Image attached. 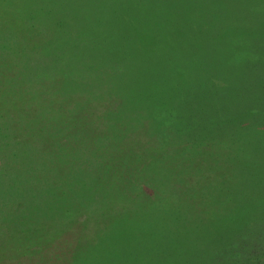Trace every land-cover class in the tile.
<instances>
[{"label": "rangeland", "instance_id": "rangeland-1", "mask_svg": "<svg viewBox=\"0 0 264 264\" xmlns=\"http://www.w3.org/2000/svg\"><path fill=\"white\" fill-rule=\"evenodd\" d=\"M0 264H264V0H0Z\"/></svg>", "mask_w": 264, "mask_h": 264}, {"label": "trees", "instance_id": "trees-1", "mask_svg": "<svg viewBox=\"0 0 264 264\" xmlns=\"http://www.w3.org/2000/svg\"><path fill=\"white\" fill-rule=\"evenodd\" d=\"M137 6H144V4H143V2H139L138 4H137ZM144 8H146V2H145V6H144ZM148 8V7H147ZM146 8V9H147ZM157 24H162L161 22L160 23H157ZM135 28H136V26H135V24L133 25V23H131L130 24V29H132V31H134L135 30ZM85 99H84V101L82 102V103H80V106L78 107V108H76L77 109V115L79 114V111H80V109L83 107V106H81L82 104H85V102H87L88 103V106H91V104H89V101L87 100V98L86 97H84ZM94 103H95V105H96V107H97V110H94V111H92V110H90L91 109V107H89L90 109L88 110V112L86 111L85 112V114H86V118H87V115H89V120L91 119V118H93L94 120H98V114L100 113V112H102V110H104V105H103V101H95L94 100ZM101 103H102V105H101ZM109 105V104H108ZM108 105H106V106H108ZM111 105H113V103H111ZM66 111V114H65V116L67 115V110H65ZM97 111H98V114H97ZM82 112V111H81ZM86 118H85V120H86ZM77 119V118H76Z\"/></svg>", "mask_w": 264, "mask_h": 264}]
</instances>
